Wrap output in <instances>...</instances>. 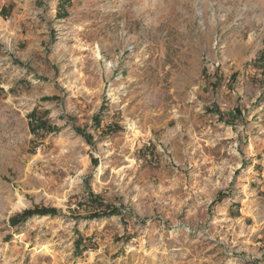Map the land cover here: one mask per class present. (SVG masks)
<instances>
[{
  "label": "rangeland",
  "instance_id": "1",
  "mask_svg": "<svg viewBox=\"0 0 264 264\" xmlns=\"http://www.w3.org/2000/svg\"><path fill=\"white\" fill-rule=\"evenodd\" d=\"M0 264H264V0H0Z\"/></svg>",
  "mask_w": 264,
  "mask_h": 264
},
{
  "label": "trees",
  "instance_id": "2",
  "mask_svg": "<svg viewBox=\"0 0 264 264\" xmlns=\"http://www.w3.org/2000/svg\"><path fill=\"white\" fill-rule=\"evenodd\" d=\"M54 211L55 210L53 208L48 209L45 207H33V208L24 209L20 213H16L12 215L9 220L11 225H17L19 223H25V221H27L33 215H44L48 213L52 214ZM92 216H97V215H92ZM75 246H76V250H79L78 249L79 241L75 243Z\"/></svg>",
  "mask_w": 264,
  "mask_h": 264
}]
</instances>
